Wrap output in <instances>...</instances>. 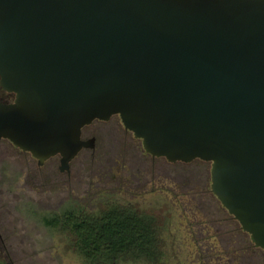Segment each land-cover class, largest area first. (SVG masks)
Returning <instances> with one entry per match:
<instances>
[{"label":"water","instance_id":"1","mask_svg":"<svg viewBox=\"0 0 264 264\" xmlns=\"http://www.w3.org/2000/svg\"><path fill=\"white\" fill-rule=\"evenodd\" d=\"M0 87V142L39 167L118 115L152 157L211 163L264 250V0H0Z\"/></svg>","mask_w":264,"mask_h":264},{"label":"rangeland","instance_id":"2","mask_svg":"<svg viewBox=\"0 0 264 264\" xmlns=\"http://www.w3.org/2000/svg\"><path fill=\"white\" fill-rule=\"evenodd\" d=\"M90 129L99 131L96 150L83 149L64 173L57 157L39 167L31 154L0 142V248L10 251L0 252V264H90L74 235L45 221L69 212L96 216L114 202L153 216L162 246L158 261L115 264H241L245 256L264 264V253L212 193L211 163L153 161L120 117Z\"/></svg>","mask_w":264,"mask_h":264},{"label":"trees","instance_id":"3","mask_svg":"<svg viewBox=\"0 0 264 264\" xmlns=\"http://www.w3.org/2000/svg\"><path fill=\"white\" fill-rule=\"evenodd\" d=\"M7 95L14 100L13 94ZM45 224L73 234L76 248L90 264H115L124 259L154 262L162 258L156 219L134 207L111 205L96 216L69 212L47 219Z\"/></svg>","mask_w":264,"mask_h":264},{"label":"flooded vegetation","instance_id":"4","mask_svg":"<svg viewBox=\"0 0 264 264\" xmlns=\"http://www.w3.org/2000/svg\"><path fill=\"white\" fill-rule=\"evenodd\" d=\"M1 88V87H0ZM0 92L1 93H3V95H5L6 96V98H7V100H8V95L7 94H9V93H7L6 94V92L5 91H3L2 89L0 90ZM6 99L4 100V101H7ZM1 101H3V100H1ZM114 117H119L118 115H115V116H112L108 121H101V120H95V121H93V123L92 124H90L89 126H86V127H84L83 129H82V136H81V138H82V140L83 141H85V142H89V144H90V147L89 148H87V149H84V150H92V151H95L96 150V145H97V133H99V131H97V130H94V129H90V126H92L93 124H95V123H105V122H110L111 121V119L112 118H114ZM125 131H126V133H132V132H130V131H127L126 129H125ZM133 134V133H132ZM92 147V148H91ZM151 156V155H150ZM57 158H59V161H60V156H56ZM152 157V156H151ZM152 159H153V161L154 160H156V159H165V158H154V157H152ZM60 167V166H59ZM60 171V170H59ZM62 173V172H61ZM69 174V173H68ZM68 178H70V175L68 176ZM147 183H148V180H147ZM111 205H119V206H121V203H118V202H114L113 204H111ZM129 207H131V206H129ZM228 212V211H227ZM231 216V215H230ZM232 219H234V217L232 216ZM238 222V221H237ZM239 223V222H238ZM240 225V224H239ZM215 232H218L219 234H222L221 233V229H220V227H216L215 228ZM70 235H73V234H71V233H69ZM247 234V233H246ZM248 235V234H247ZM249 236V235H248ZM250 237V236H249ZM74 238H75V236H74ZM250 240H251V238H250ZM0 241L2 242V243H4V238H3V236H2V234L0 233ZM251 243H252V241H251ZM252 246L254 247V248H256V249H258V250H261L263 253H264V250H262V249H260V248H257V247H255L254 246V244L252 243ZM246 247V246H245ZM248 248H250V246H248L247 247V249ZM0 252H2L3 254H5V255H10V251L7 249V248H3L2 247V245H1V248H0ZM218 258H220V256H216V259H218ZM249 257L248 256H245V258L243 257V261H242V263L241 264H250V259H248Z\"/></svg>","mask_w":264,"mask_h":264}]
</instances>
